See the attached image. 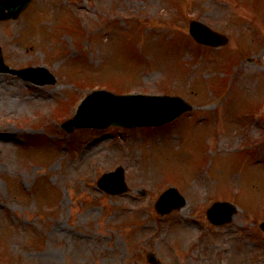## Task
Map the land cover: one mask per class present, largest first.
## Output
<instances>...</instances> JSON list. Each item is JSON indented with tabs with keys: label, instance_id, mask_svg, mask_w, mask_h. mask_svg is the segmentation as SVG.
I'll return each mask as SVG.
<instances>
[{
	"label": "rangeland",
	"instance_id": "obj_1",
	"mask_svg": "<svg viewBox=\"0 0 264 264\" xmlns=\"http://www.w3.org/2000/svg\"><path fill=\"white\" fill-rule=\"evenodd\" d=\"M190 19L228 44H196ZM0 48L8 66L44 64L56 77L37 86L0 73V264H149L146 253L161 264H264V164L252 163L264 158V121L243 116L264 103V0H33L0 21ZM93 87L178 95L193 111L169 129L67 139L57 127L66 107ZM117 165L128 193L102 194L96 179ZM167 182L187 203L161 217L152 202ZM226 192L242 207L212 227L204 209Z\"/></svg>",
	"mask_w": 264,
	"mask_h": 264
},
{
	"label": "water",
	"instance_id": "obj_2",
	"mask_svg": "<svg viewBox=\"0 0 264 264\" xmlns=\"http://www.w3.org/2000/svg\"><path fill=\"white\" fill-rule=\"evenodd\" d=\"M28 1L29 0H0V19H7L10 17L15 18L28 4ZM190 33L198 42L201 43L219 46L227 42V38H225L223 35L218 34L195 21L191 22L190 24ZM0 71H8L40 84L55 82L54 77L43 69H26L20 71L10 70L4 65L1 53ZM30 73H38L39 76L33 77L30 75ZM102 95L105 98V101L92 98L91 101L84 102L79 108L75 119L72 120L70 125L66 127L67 130H72L73 127L90 126L93 124L92 121H89L92 115L90 112H93L97 106L102 104L110 109V112L112 113V116L116 122L124 120V124L127 125H148L152 120L162 116H177L181 112V110L178 111L176 107V104L179 103H182L186 106V109H188V104L184 103L180 98L177 97H135L138 99L137 101H133V99L115 97L106 93H103ZM109 177L117 178L118 182H116L115 187H109L111 185V183L108 182ZM99 186L111 193H117L125 190V185L122 180V171L119 169L115 174L104 176V178L99 182ZM165 196V198L160 197L157 202L156 208L158 212L165 214L172 209H179L181 207L180 202H182V198L177 194L176 191L170 190L165 193ZM216 212L217 206L215 205L208 211L207 215L210 216V219L214 223L224 222L225 213L223 215L221 209L219 210V214L218 212L216 214ZM147 259L152 264L157 263L152 254H148Z\"/></svg>",
	"mask_w": 264,
	"mask_h": 264
}]
</instances>
